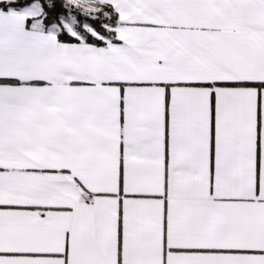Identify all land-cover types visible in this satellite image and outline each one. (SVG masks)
Listing matches in <instances>:
<instances>
[{
    "label": "snow or ice",
    "instance_id": "1",
    "mask_svg": "<svg viewBox=\"0 0 264 264\" xmlns=\"http://www.w3.org/2000/svg\"><path fill=\"white\" fill-rule=\"evenodd\" d=\"M0 264H264V0H0Z\"/></svg>",
    "mask_w": 264,
    "mask_h": 264
}]
</instances>
